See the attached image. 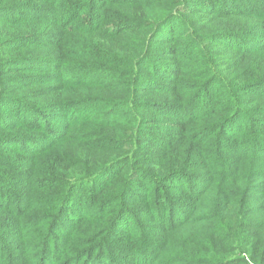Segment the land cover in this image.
<instances>
[{
    "label": "trees",
    "instance_id": "obj_1",
    "mask_svg": "<svg viewBox=\"0 0 264 264\" xmlns=\"http://www.w3.org/2000/svg\"><path fill=\"white\" fill-rule=\"evenodd\" d=\"M0 264H264V0H0Z\"/></svg>",
    "mask_w": 264,
    "mask_h": 264
},
{
    "label": "rangeland",
    "instance_id": "obj_2",
    "mask_svg": "<svg viewBox=\"0 0 264 264\" xmlns=\"http://www.w3.org/2000/svg\"><path fill=\"white\" fill-rule=\"evenodd\" d=\"M234 1H237V0H234ZM245 2L243 1L242 3H239L237 6L236 5H234L235 7H236V9H239V8H241V7H243V4H244ZM205 5V4H204ZM224 7H225V5H224ZM248 9V8H247ZM113 11L115 12V13H117V12H119V10H117V8L116 7H113ZM232 41V43H234L233 41H236V40H233V39H231ZM182 43H184V45H187V46H189V47H191V44L188 42V40H185L184 38H182ZM239 43H241V42H239ZM162 44V42H159V43H157V45H161ZM242 45V43L240 44V46ZM186 46V47H187ZM157 47H160V46H157ZM187 61H188V59H187ZM79 109H82L81 107H79Z\"/></svg>",
    "mask_w": 264,
    "mask_h": 264
}]
</instances>
